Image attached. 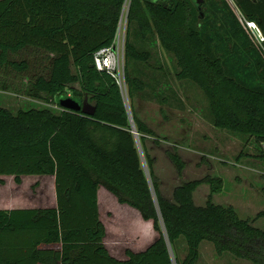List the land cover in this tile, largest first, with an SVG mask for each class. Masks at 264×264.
Instances as JSON below:
<instances>
[{"label": "trees", "instance_id": "trees-1", "mask_svg": "<svg viewBox=\"0 0 264 264\" xmlns=\"http://www.w3.org/2000/svg\"><path fill=\"white\" fill-rule=\"evenodd\" d=\"M125 1L0 0V68L25 73L28 61L10 55L26 48L43 52L49 73L35 71L22 90L61 108L13 113L0 106V175H13L17 183L24 175H54L58 202L56 207L0 209V264H198L204 241L212 242L218 255L230 252L264 264V229L242 218L235 206L212 200L223 190V178L207 175L184 182L172 199L162 193L156 158L147 146L155 131L134 113L131 102L138 135L133 132L119 84L95 64V54L113 44ZM206 1L199 6L197 0H131L126 39L130 99L145 88L135 65L152 55L139 45L157 40L176 59L178 79L202 89L215 127L264 144V58L226 0L203 19ZM234 2L264 32V0ZM218 18L224 26L221 39L235 41L240 51L230 60L217 51ZM0 88L23 94L7 80H0ZM67 98L80 103L88 98L95 114L65 109L61 101ZM169 156L182 174L186 162L181 155L169 151ZM203 183L211 193L201 206L194 195ZM101 186L159 232L147 250L129 249L126 259L110 254L105 239L111 224L99 210ZM261 217L264 210L256 218ZM182 238L187 245L183 259L178 253Z\"/></svg>", "mask_w": 264, "mask_h": 264}, {"label": "rangeland", "instance_id": "rangeland-1", "mask_svg": "<svg viewBox=\"0 0 264 264\" xmlns=\"http://www.w3.org/2000/svg\"><path fill=\"white\" fill-rule=\"evenodd\" d=\"M226 1L235 13L240 11L234 0ZM218 3L221 7V0L206 1L202 9L203 19L213 16ZM214 23L217 27L216 33L219 34L217 51L220 57L230 60L240 51L236 48L235 41L228 43L227 40L221 39L224 33L221 19L219 22L215 20ZM254 46L256 47L255 44ZM139 48L150 51L152 55L149 61L135 65V74L144 81L145 88L136 89L133 100H130L134 102V113L156 133V136L147 138V146L156 158V171L161 178L164 196L172 199L175 188L184 182L203 179L207 175L220 176L224 180V188L213 194V202L235 206L242 218H249L255 226L264 229V217L256 218L258 213L264 210V144L254 136L215 127L204 92L196 83L178 79L180 68L176 59L165 51L157 40L143 41ZM42 53L37 49L26 48L11 54L10 58L13 60H27L30 69L20 73L13 69L6 71L0 68V79L17 84V89L23 93L21 95H25L22 89L28 76L38 70L44 74L49 73L48 56ZM133 67L134 62H131L130 69ZM17 98V103L8 108L13 113L33 107L61 110L56 103L43 99L34 98L29 101L30 99L24 96ZM169 151L178 152L186 162L182 174L173 164ZM54 183L53 176L45 175L30 176L25 178L23 183H17L14 177L0 178V201H7L10 206L46 207L55 201ZM210 193V185L201 184L194 195L196 204L206 205ZM124 208L121 204L110 208L103 205L101 215L107 226L112 223L117 229L127 228V210ZM150 233L153 240L159 237L156 230ZM114 235L119 238V234L114 231L108 238L116 239ZM147 247L113 243L109 249L113 255L126 259L127 250L144 251ZM200 249L201 258L198 264H254L247 259H239L230 252L218 255L214 244L209 241L202 242ZM178 253L182 259L187 254L184 238L178 242Z\"/></svg>", "mask_w": 264, "mask_h": 264}, {"label": "crops", "instance_id": "crops-1", "mask_svg": "<svg viewBox=\"0 0 264 264\" xmlns=\"http://www.w3.org/2000/svg\"><path fill=\"white\" fill-rule=\"evenodd\" d=\"M1 74V72H0ZM1 77V75H0ZM1 80V79H0ZM28 83V79H26V84ZM17 96L20 97H25L26 99H30L29 101L34 100L33 97L27 96V95H21L19 94L16 90H7V89H2L0 88V106L5 107V108H10L11 105H15L18 101ZM32 103V102H31ZM30 176H37V175H24L22 176V183L25 178H29ZM45 176H53L55 179L54 187H55V201L53 202L52 205L46 206V207H56L58 202H57V195H56V177L54 175H45ZM8 177H14L13 175H0V178H8ZM4 182V181H3ZM98 202H99V210L100 214L102 213V207L106 206L107 208L112 207L114 205L120 204L117 197L110 192L106 187L101 186L98 192ZM109 204V205H108ZM125 206V205H123ZM46 207H34V206H10L7 201H0V209H16V208H46ZM126 211L125 213V223H128L127 228L123 227L122 229H117L111 224V229H108V234L105 239V244L110 252L109 246L113 243L116 244H129L133 246H139L141 248H144L146 246L147 249L154 243V241L150 236L151 231H155L152 227L151 222H145L141 219L139 213L134 210L133 208H130L128 206H125L124 208ZM102 216V215H101ZM115 232L116 234H119V238L116 236L115 238L109 239V234L111 232ZM147 232V233H146ZM145 233V234H144ZM130 248V247H129ZM146 249V250H147ZM145 251V250H144ZM134 252H142V251H134ZM110 254L118 259H125V258H120L115 255H113L111 252Z\"/></svg>", "mask_w": 264, "mask_h": 264}, {"label": "built area", "instance_id": "built-area-1", "mask_svg": "<svg viewBox=\"0 0 264 264\" xmlns=\"http://www.w3.org/2000/svg\"><path fill=\"white\" fill-rule=\"evenodd\" d=\"M130 4L131 0L125 1L113 44L100 49L95 54V64L99 70H106L116 79L120 86L130 121L133 122L132 103L129 96L126 77V39ZM236 14L264 58V32L256 22L246 19L241 11H237ZM135 134L138 135V133Z\"/></svg>", "mask_w": 264, "mask_h": 264}, {"label": "water", "instance_id": "water-1", "mask_svg": "<svg viewBox=\"0 0 264 264\" xmlns=\"http://www.w3.org/2000/svg\"><path fill=\"white\" fill-rule=\"evenodd\" d=\"M203 1L204 0H197L198 5L200 6L203 3ZM199 9L201 10L200 7ZM61 106L67 110L83 112L84 114L89 115V116L94 115L96 112V107L91 102H89L88 98H86L83 103H80L73 98L63 99L61 101ZM131 123L134 128L133 132L137 133L135 130L134 121L133 122L131 121Z\"/></svg>", "mask_w": 264, "mask_h": 264}]
</instances>
